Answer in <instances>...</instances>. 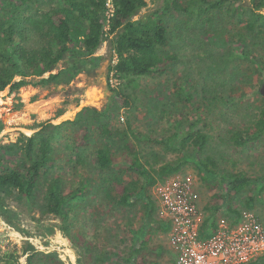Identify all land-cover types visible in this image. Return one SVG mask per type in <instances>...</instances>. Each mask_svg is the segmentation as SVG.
I'll use <instances>...</instances> for the list:
<instances>
[{"label":"rangeland","instance_id":"374dc122","mask_svg":"<svg viewBox=\"0 0 264 264\" xmlns=\"http://www.w3.org/2000/svg\"><path fill=\"white\" fill-rule=\"evenodd\" d=\"M242 1L250 3V0ZM10 2L17 4L19 0H0V17L15 14L21 21L30 13L62 4V0H29L14 9ZM162 4L163 0H147V6L135 19L159 10L158 16L162 17L170 37L163 51L176 55L165 73L119 78L114 71L109 72L113 50V35H110L93 54L104 59L92 72L75 73V68L67 64L69 54L53 71L29 77L36 82L50 73L61 72L57 81L48 85L29 84L16 91L8 87L0 92V120L4 123L0 146L15 149L6 157L11 162L20 163L24 158L22 142L17 143L23 133L37 132L42 123L59 124L51 127L54 166L39 179L30 199L15 193L7 200L15 225L3 217L0 209V264H6V255L10 253L20 256L19 264H27V254L23 252L27 242L41 253L55 252L65 264H94L83 254L82 244L86 240L102 248L97 251L104 253L103 261L96 264H144L139 257L131 258L130 262L126 259L135 242L132 230H140L149 222L152 224L146 231L150 237L148 244L154 247L153 251L161 246L160 264L176 263L168 234L155 231L160 205L152 193L154 186L149 193L155 212L146 214L145 201L138 198L132 208L119 206L114 201L113 187L118 171L103 169L97 162L96 148L102 144L110 146L118 161L127 159L126 138L121 131L127 120L135 132L160 139L171 136L180 127L184 131L198 120L195 130L207 133L209 140L205 149L195 152L190 147L187 153L191 157L213 158L219 178L202 179L193 160L179 174L195 176L199 206L203 210L208 202L218 200L219 194L228 191L223 176L240 171L250 178L264 177V135L245 146H237L231 140L234 131L251 126L264 108V95L260 91L264 84V19L259 17L255 27L249 28L250 10L240 13L229 2L224 9L201 14L165 10ZM257 11L264 15V7ZM74 31L75 39L69 43L70 47L83 50L87 24H75ZM26 37L27 45H40L35 34L28 33ZM176 80L193 94L191 104L179 101L174 94ZM109 82L128 96L129 105H124ZM67 119L72 121L60 125ZM105 124L110 129L108 134H103ZM80 128L88 130L90 139L85 147L76 148L73 138ZM137 145L142 153L155 151L161 164L177 156L161 144L138 142ZM53 174L61 176L67 188L86 185L82 195L71 198L67 205L75 239L59 230L60 218L48 213L45 207L47 181ZM256 188L252 184L241 193H230V202L252 212L264 224V190L256 197L254 207L245 209V200ZM143 257L155 259V254L146 251Z\"/></svg>","mask_w":264,"mask_h":264},{"label":"trees","instance_id":"16d2710c","mask_svg":"<svg viewBox=\"0 0 264 264\" xmlns=\"http://www.w3.org/2000/svg\"><path fill=\"white\" fill-rule=\"evenodd\" d=\"M27 1L29 0H19L17 4L10 2V5L12 3L16 9ZM108 1L62 0V4L30 13L22 21L15 14L11 17H0V92L8 87L11 91H16L29 84L48 85L51 81H57L62 75L61 72L50 73L48 77H41L36 82L29 80V77L31 75L41 76L53 71L58 63L69 54L71 56L67 64L75 68V73L92 72L104 59L103 56L97 57L93 54L110 35H113V50L110 55L109 72L114 71L119 78L129 74L165 73L176 59V55L163 51V46L169 43L170 37L162 17L158 16L159 10L135 19V16L147 6V0H110L114 8L113 13L109 15L107 13ZM228 2L234 4L236 8L233 10H240V13L245 9L250 10V19L247 23L249 28L255 27L259 17L264 19V15L257 11L264 7V0H250L249 4H244L242 0H163L162 7L165 10L174 9L184 14H201L224 9ZM83 23H86L88 27V33L82 40L83 50H74L69 44L75 39L74 25ZM28 33L38 36L40 45H27L26 34ZM115 56L116 61H114ZM17 76L20 78L17 79ZM174 86V94L178 100L191 104L193 94L179 80L174 82ZM109 87L114 93L120 95L125 106L129 105L128 96H125L121 89L111 86L110 82ZM70 121L72 120L67 119L60 125ZM196 123L198 120L184 131H181L180 127L171 136L160 139L135 132L130 120H127L126 125H123L121 129L126 138L127 159L124 161L117 160L109 145L98 146L96 157L99 166L103 169H117L118 171L113 178V187L116 191L115 203L122 207L132 208L135 206L136 198L143 199L146 214L155 212L156 206L149 193L151 187L181 172L191 160L205 181L218 176L215 170L216 162L213 158L209 156L191 157L187 153V148L190 147L195 152L205 149L209 140L207 133L201 129L195 130ZM3 124L0 120V133L4 127ZM39 125L41 128L37 132L31 135L23 133L19 138L17 143L22 142L24 153V158L20 163L11 162L6 158L15 149H4L0 146V209L3 217L12 225H15V222L7 208L8 198L19 193L30 199L39 179L54 166L51 127L59 126V124L47 122ZM108 133L110 129L108 124H105L103 134ZM263 135L264 108L251 126L234 131L231 140L237 146H245ZM89 139L88 130L80 128L75 132L73 142L76 148H80L85 147ZM136 142L161 144L177 156L174 160L161 164L160 157L155 151L148 154L142 153ZM124 175H127V178ZM223 179L227 182L228 191L219 194L218 200L208 202L204 207V215L199 228V236L203 239L219 228L223 217L230 225H234L244 219L246 214H253L230 202V193L231 195L241 193L243 189L255 184L257 188L245 200V209L251 210L255 205L256 197H259L264 190V177L250 178L248 174L238 171L223 176ZM85 189L86 185L67 188L64 186L62 177L55 174L51 175L47 181L45 207L48 213L60 218L59 230L69 238L75 239V235L72 232L70 210L67 205L71 198L81 196ZM151 224L149 222L140 230H132L135 242L132 246V253L126 259L128 262L131 258L139 257L144 264H160L159 259L163 255L161 246H156V251H153L154 247L148 244L150 237L146 231ZM169 230L170 223L164 219H158L155 231L168 233ZM82 246L84 247L83 254L88 260L94 264L103 261L104 253L97 251V249H102L99 244L86 240ZM146 251L155 254V259L146 260L143 257ZM23 252L27 254V264H65L55 252L41 253L31 242H27ZM19 261L20 256L15 253L6 255V264H19ZM248 264H264V260H254Z\"/></svg>","mask_w":264,"mask_h":264},{"label":"built area","instance_id":"2783aa9c","mask_svg":"<svg viewBox=\"0 0 264 264\" xmlns=\"http://www.w3.org/2000/svg\"><path fill=\"white\" fill-rule=\"evenodd\" d=\"M108 14L113 4L107 3ZM195 176L175 174L157 184L154 195L159 213L170 222L168 243L175 253V264H248L264 260V224L253 214L230 225L222 219L209 237L199 236L202 211Z\"/></svg>","mask_w":264,"mask_h":264},{"label":"clouds","instance_id":"9594fccd","mask_svg":"<svg viewBox=\"0 0 264 264\" xmlns=\"http://www.w3.org/2000/svg\"><path fill=\"white\" fill-rule=\"evenodd\" d=\"M176 174H178V173H176ZM174 175H175V174H174ZM171 176H173V175H171ZM171 176H170V177H171ZM168 178H169V177H168ZM155 186H156V185H155ZM155 186H154V188H155ZM152 193H153V195H154V189H153V192H152ZM154 198L157 199V198L155 197V195H154ZM157 200H158V199H157ZM200 208H201L202 214L204 215L203 206H201ZM158 212H159V210H158ZM159 218H160V219H164V218L161 217L160 213H159ZM164 220H166V219H164ZM166 221H167V220H166ZM169 223H170V222H169ZM170 227H171V225H170ZM169 231H170V230H169ZM168 233H169V232H168ZM168 233H166V234H168ZM168 244H169V243H168ZM169 247H170V246H169ZM170 249H171V248H170Z\"/></svg>","mask_w":264,"mask_h":264},{"label":"water","instance_id":"95a60500","mask_svg":"<svg viewBox=\"0 0 264 264\" xmlns=\"http://www.w3.org/2000/svg\"><path fill=\"white\" fill-rule=\"evenodd\" d=\"M261 93L264 95V84L262 85L261 89H260ZM67 116V115H66ZM65 117V116H64Z\"/></svg>","mask_w":264,"mask_h":264}]
</instances>
